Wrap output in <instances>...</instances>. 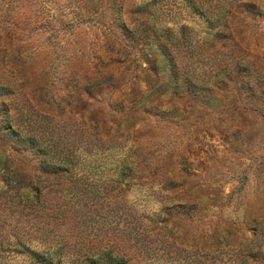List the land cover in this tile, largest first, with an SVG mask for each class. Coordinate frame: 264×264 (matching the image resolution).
<instances>
[{
	"label": "rangeland",
	"instance_id": "obj_1",
	"mask_svg": "<svg viewBox=\"0 0 264 264\" xmlns=\"http://www.w3.org/2000/svg\"><path fill=\"white\" fill-rule=\"evenodd\" d=\"M107 1L0 0V86L13 92L6 100L8 118L25 133L43 128L41 134L63 145L129 133L154 154L161 172L155 176L152 169L149 179L121 191L110 185L104 192L101 186L94 197L80 187L103 184L102 173L79 167L51 183L53 177L41 175L29 157L28 167L18 170L28 179L41 175L49 208H23L28 191L14 194L0 181V264H35L21 253L18 240L40 250L45 240L53 245L61 239L68 252H74L75 235H81L85 249L102 239L115 241L116 225H127L131 212L145 213L148 225L145 245L131 243V264H264V98L250 99L249 83L241 85L250 80L243 76L242 92L235 90L239 94L225 91L233 87L228 78L216 85L224 91L211 95L218 97L214 108L177 97L175 84L167 94L155 90L135 101L131 89L148 88V73L139 68L138 58H154L157 52L149 46L136 50L130 40L154 27L178 66L187 64L207 86L228 60L248 64L264 95V15L235 12L227 38L215 41L206 38L200 19L180 9L181 0L156 4L153 17L145 8L152 0ZM256 5L264 14V1ZM121 23L130 30L126 35ZM184 25L190 40L180 45L178 31ZM161 76L166 83L167 76ZM121 103L125 113L116 114L117 107L123 111ZM133 121L139 123L128 129ZM164 202L195 204L201 220L180 217L154 231L151 219ZM119 204L124 215H118ZM62 209L70 210L61 215ZM250 249L255 258L246 255Z\"/></svg>",
	"mask_w": 264,
	"mask_h": 264
},
{
	"label": "trees",
	"instance_id": "obj_2",
	"mask_svg": "<svg viewBox=\"0 0 264 264\" xmlns=\"http://www.w3.org/2000/svg\"><path fill=\"white\" fill-rule=\"evenodd\" d=\"M116 0H108L107 2H115ZM164 0H152L145 8H148V16L153 14V6L163 2ZM181 0L180 9L183 7L188 10L191 15L196 16L205 25L204 33L206 38H212L215 41L223 40L227 38V31H225L229 25L230 17L234 16V13L242 11L244 14L252 16V18L261 17L264 14L262 9L258 8L256 1L258 0ZM264 1V0H262ZM177 2V0H173ZM124 27L121 29L125 35L130 32L129 28ZM180 37V45L186 44L189 39L188 27L184 25L178 31ZM126 39H130L128 36ZM136 44L133 46L136 50L140 46H149V48L156 49L157 56H161L162 59L144 57L140 55L138 58L139 68L147 71V79L144 82L147 85V90L143 91L140 86H134L132 91V97L135 101L146 96V93H153L158 91L160 94H167L170 91L171 84H175L174 94L177 97H188L190 99L200 100L207 102L211 107H215L218 103L217 98L212 99L213 92L224 91L223 87L216 86L218 83L226 82L225 79H229V83L233 86L225 91H228L229 95L231 90L241 91L239 84L243 80V76L250 82H243L242 87H246L247 84L250 93V99L252 101H260L264 98L256 87L259 81H254L253 69L250 65H244L240 61L234 62L227 61L225 65L220 66L215 73V79L207 86L204 81H201L199 77H196L191 72V67L183 63L178 66V63L172 58L173 56L167 52V47L161 43V34L154 27H149L139 39H130ZM140 52V51H138ZM141 54V53H140ZM165 64V65H163ZM144 65H147L145 67ZM215 69V68H214ZM213 69V70H214ZM215 72V71H214ZM167 76V82H164V76ZM201 81V82H200ZM207 82V81H206ZM216 88L213 91V86ZM227 86V84H224ZM155 88V89H154ZM238 91H235L239 94ZM13 94L12 90L5 86H0V181H2L8 190L15 191L14 194H18L21 190H27V202L23 208L36 210V208H42V210L48 209L46 195L49 192L45 191V185L40 179L41 175L51 176L52 182H58L62 177L73 175L76 168H81L82 171L89 170L92 174L96 175L102 173L101 179H104L103 184L98 185L95 182H89L88 186L80 189L89 191L94 197L101 194V186L103 191L106 192L110 185H112V191H121L129 187L130 185H136L144 179L150 178V171L155 176H159L160 168L155 165L156 157L151 154H147L145 144L143 141L131 138V135L122 133L117 134V137L98 136L92 141L86 140L80 146L76 144L69 145L65 142V145L61 144L57 140L52 143L51 138L41 134L43 131L38 130L28 131L26 133L17 128L8 116L10 115V107L6 103V100ZM258 94L260 96L258 97ZM219 96V95H218ZM123 106V104L121 103ZM232 108H238L233 106ZM116 114L122 112L125 113V107L123 111L121 107H117L114 110ZM122 118V117H120ZM116 119H119L117 115ZM122 120L117 125V130L120 128ZM138 121L128 122V129H134ZM45 131V130H44ZM109 134V132H107ZM114 138V139H113ZM63 145V146H62ZM4 155V156H3ZM29 157H32L36 169L41 174L39 177H31L28 179V175H22L19 172V167L25 164ZM107 175L103 178V174ZM111 173V174H110ZM84 175L81 176L83 179ZM154 177V176H153ZM102 181V180H101ZM107 182V183H105ZM69 188H71L69 186ZM75 186L74 189H78ZM60 190V188H59ZM62 190V189H61ZM65 192V191H64ZM70 193L73 191L70 190ZM79 196V191L75 193ZM14 197V195H13ZM125 205V203H122ZM161 207L154 211V215L158 217H152L151 221L154 223L152 230H163L167 223L175 222L180 217H186L192 221H200V208L197 205L186 204H167L162 203ZM21 205V203H20ZM48 207V208H47ZM187 211L186 213H179L178 209ZM124 206L119 204L117 206L118 215L123 213ZM192 209V210H191ZM70 209H62L58 212L61 215L66 214ZM176 211V212H175ZM165 216L166 219H161ZM147 215H142L131 212V216H128L129 222L124 227H121V221L116 225V229L119 233L117 240L104 241L102 239L94 247L88 249L81 246V235H75V242L71 248L74 252H68L66 250L67 244L58 239L54 244H50L48 240L43 244L42 249H32V243L18 240V246L22 248V252L29 256L35 264H131L133 260L132 250L133 246L140 247L145 245V233L147 232L148 225L144 223ZM127 228V229H126ZM44 229V228H43ZM45 230V233L48 231ZM134 242V243H133ZM132 243V244H131ZM50 244V245H49ZM253 249H250L246 255L250 254L252 258ZM248 264V261H245Z\"/></svg>",
	"mask_w": 264,
	"mask_h": 264
}]
</instances>
